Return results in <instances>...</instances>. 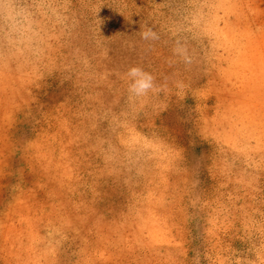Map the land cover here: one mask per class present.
<instances>
[{
  "label": "rangeland",
  "instance_id": "374dc122",
  "mask_svg": "<svg viewBox=\"0 0 264 264\" xmlns=\"http://www.w3.org/2000/svg\"><path fill=\"white\" fill-rule=\"evenodd\" d=\"M0 264H264V0H0Z\"/></svg>",
  "mask_w": 264,
  "mask_h": 264
},
{
  "label": "clouds",
  "instance_id": "9594fccd",
  "mask_svg": "<svg viewBox=\"0 0 264 264\" xmlns=\"http://www.w3.org/2000/svg\"><path fill=\"white\" fill-rule=\"evenodd\" d=\"M128 75L133 79L130 90L137 95L143 94L152 86L151 78L139 68H131Z\"/></svg>",
  "mask_w": 264,
  "mask_h": 264
}]
</instances>
